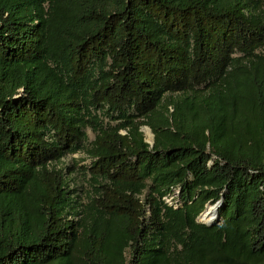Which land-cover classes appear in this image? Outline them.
<instances>
[{"label":"trees","instance_id":"16d2710c","mask_svg":"<svg viewBox=\"0 0 264 264\" xmlns=\"http://www.w3.org/2000/svg\"><path fill=\"white\" fill-rule=\"evenodd\" d=\"M0 264H264V0H0Z\"/></svg>","mask_w":264,"mask_h":264},{"label":"rangeland","instance_id":"374dc122","mask_svg":"<svg viewBox=\"0 0 264 264\" xmlns=\"http://www.w3.org/2000/svg\"><path fill=\"white\" fill-rule=\"evenodd\" d=\"M178 96H180L179 93H167L165 96V99L163 100V105H166L169 101V99H176ZM168 108L170 109V111L173 110V105H168ZM141 130L144 133L145 139L147 141H150L152 138L155 140V133L153 132L152 128L148 125H144ZM90 132L91 138L94 137V134ZM123 133H125V131H122ZM151 135H150V133ZM77 159L80 162V165L83 164H90L91 163V159L87 157V155L84 152H77L74 154H69L64 160L66 163H71L73 159ZM169 201L173 204H177L178 202H180L179 197L176 195L172 196L169 198ZM215 202H209L208 204H214ZM200 220V219H199Z\"/></svg>","mask_w":264,"mask_h":264},{"label":"bare ground","instance_id":"6f19581e","mask_svg":"<svg viewBox=\"0 0 264 264\" xmlns=\"http://www.w3.org/2000/svg\"><path fill=\"white\" fill-rule=\"evenodd\" d=\"M217 218H218V209L214 204H209L207 209L200 216L201 221L208 222V223L214 222Z\"/></svg>","mask_w":264,"mask_h":264},{"label":"water","instance_id":"95a60500","mask_svg":"<svg viewBox=\"0 0 264 264\" xmlns=\"http://www.w3.org/2000/svg\"><path fill=\"white\" fill-rule=\"evenodd\" d=\"M146 141H147V140H146ZM147 142L150 143L151 146H153L154 143H155V140L152 138L150 141H147ZM222 203H223V198H221L220 200H218L217 202H215L214 205L219 209V208L221 207ZM208 205H209V204H206V207H205L204 211L207 209ZM204 211L199 215L198 219H199L200 216L204 213ZM219 218H220V215H218V219H219ZM202 222H204V221H202ZM204 223H206V224H208V225H212V224H214L215 222H213V223L204 222Z\"/></svg>","mask_w":264,"mask_h":264},{"label":"built area","instance_id":"2783aa9c","mask_svg":"<svg viewBox=\"0 0 264 264\" xmlns=\"http://www.w3.org/2000/svg\"><path fill=\"white\" fill-rule=\"evenodd\" d=\"M166 200L170 203V204H173V203H171L170 201H169V199L168 198H166ZM175 205V204H174Z\"/></svg>","mask_w":264,"mask_h":264}]
</instances>
